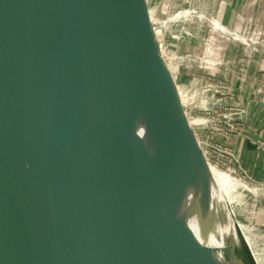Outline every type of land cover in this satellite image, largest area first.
<instances>
[{
	"label": "water",
	"instance_id": "obj_1",
	"mask_svg": "<svg viewBox=\"0 0 264 264\" xmlns=\"http://www.w3.org/2000/svg\"><path fill=\"white\" fill-rule=\"evenodd\" d=\"M164 0H0V264H261Z\"/></svg>",
	"mask_w": 264,
	"mask_h": 264
},
{
	"label": "crops",
	"instance_id": "obj_2",
	"mask_svg": "<svg viewBox=\"0 0 264 264\" xmlns=\"http://www.w3.org/2000/svg\"><path fill=\"white\" fill-rule=\"evenodd\" d=\"M164 2L166 6L169 4L174 9L191 3L215 17V22L204 25L200 33L204 31L205 37L196 40L193 50L194 53H201L202 57L213 59L215 66H201L191 61L189 69L184 63L186 72L195 91L203 82L190 74L189 70L193 68L206 69L211 75L227 80L230 100L244 107L245 112L231 114L229 122L233 128L232 134L222 136L220 142L233 154L234 166L245 175V178L264 185V148L259 144L260 141L264 142V51L257 52L250 46H241L237 42L243 40L240 34L264 39V0H191V2L164 0ZM206 90L204 95L208 96V100L203 105L212 107L216 110L215 115L221 118L222 104L214 102L211 93ZM199 104L202 107L201 103ZM219 186L224 194L231 193L230 188ZM251 212L256 213L253 218L256 225L264 228L263 193L259 194L258 205H254Z\"/></svg>",
	"mask_w": 264,
	"mask_h": 264
},
{
	"label": "rangeland",
	"instance_id": "obj_3",
	"mask_svg": "<svg viewBox=\"0 0 264 264\" xmlns=\"http://www.w3.org/2000/svg\"><path fill=\"white\" fill-rule=\"evenodd\" d=\"M189 2H191V0H189ZM167 11L172 19V28L174 30V35L177 38L175 42L176 46L180 51L186 66L190 65L189 63L191 61H194L196 64H200L201 66L206 65L209 67L213 65L214 67L215 61L213 59L205 56L202 57L201 53H194L193 50L196 45V40L198 41V39L205 37L204 31L200 33L201 30H203L204 25L206 23L209 25L211 22H215V17L203 10L200 6H196L191 3H188V6H184L182 8L178 7L176 9L170 7L168 4ZM240 37L243 40L240 42L237 41L239 45L247 47L250 46L257 52L264 51V39L261 40L257 39L253 35L243 34H240ZM185 53L189 55L186 56ZM189 72L193 77H198L203 82L201 86H198L199 88L196 91L198 101L201 103L202 107L207 105H203L208 100V96L206 95L207 97H205L204 95L206 89H209L206 90L209 93H211V91L218 90V93H220L223 97L227 96V98H229L228 100L232 102L230 100L231 95L229 83L225 78L211 75L206 69L195 70V68H193V70H189ZM201 110L203 117L207 118L208 115H206L204 108ZM234 167L235 171L238 172L237 167ZM212 169L216 170V167H212ZM221 169V171L228 172L223 167H221ZM228 174H230L233 179L240 182V184H243V186H238L235 191L231 189V193H229L228 196L234 201L237 215L251 238L261 264H264V228L256 225L253 219L256 216V213L251 212L253 206L258 205L259 194H264V185L253 182L247 178L244 180V177H240L242 175L240 173L232 174L228 172Z\"/></svg>",
	"mask_w": 264,
	"mask_h": 264
},
{
	"label": "built area",
	"instance_id": "obj_4",
	"mask_svg": "<svg viewBox=\"0 0 264 264\" xmlns=\"http://www.w3.org/2000/svg\"><path fill=\"white\" fill-rule=\"evenodd\" d=\"M219 91H211V96L214 99V102H218L222 104L223 112L221 114V118H218L217 115H215V111L212 107L208 108L206 106H203L206 115H208L206 120L207 129L209 132V135L213 141V146L216 151L220 166L225 168L229 173L232 174H242L240 171H235L234 167V157L233 154L230 152V150L225 147L220 142V137L222 136H229L232 134L233 128L231 127L230 117L232 113L245 112V108L238 106L237 104H234L230 102L227 98V96H222ZM229 122V123H228ZM260 147L264 148V142H259ZM240 177H244L245 175H241Z\"/></svg>",
	"mask_w": 264,
	"mask_h": 264
},
{
	"label": "bare ground",
	"instance_id": "obj_5",
	"mask_svg": "<svg viewBox=\"0 0 264 264\" xmlns=\"http://www.w3.org/2000/svg\"><path fill=\"white\" fill-rule=\"evenodd\" d=\"M213 172L220 185H224L233 191H235L238 186H243V184H240V182H238L236 179H233L230 174H228V172L221 171L217 168L216 170H213Z\"/></svg>",
	"mask_w": 264,
	"mask_h": 264
}]
</instances>
